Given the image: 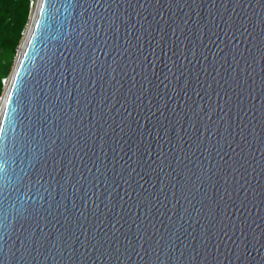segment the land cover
Returning <instances> with one entry per match:
<instances>
[{
    "label": "water",
    "instance_id": "water-1",
    "mask_svg": "<svg viewBox=\"0 0 264 264\" xmlns=\"http://www.w3.org/2000/svg\"><path fill=\"white\" fill-rule=\"evenodd\" d=\"M0 264H264V0H36Z\"/></svg>",
    "mask_w": 264,
    "mask_h": 264
},
{
    "label": "trees",
    "instance_id": "trees-1",
    "mask_svg": "<svg viewBox=\"0 0 264 264\" xmlns=\"http://www.w3.org/2000/svg\"><path fill=\"white\" fill-rule=\"evenodd\" d=\"M33 0H0V97L9 75Z\"/></svg>",
    "mask_w": 264,
    "mask_h": 264
},
{
    "label": "rangeland",
    "instance_id": "rangeland-1",
    "mask_svg": "<svg viewBox=\"0 0 264 264\" xmlns=\"http://www.w3.org/2000/svg\"><path fill=\"white\" fill-rule=\"evenodd\" d=\"M35 5H36V0L31 1V3H30V14H31V15H32V13H33V11H34V9H35ZM10 72H11V70H10ZM9 77H10V73H9V75L3 80V87H4V86L6 85V83L8 82Z\"/></svg>",
    "mask_w": 264,
    "mask_h": 264
}]
</instances>
